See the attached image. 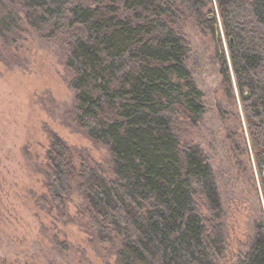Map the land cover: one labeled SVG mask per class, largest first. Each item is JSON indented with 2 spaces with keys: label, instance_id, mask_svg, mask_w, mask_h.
Instances as JSON below:
<instances>
[{
  "label": "trees",
  "instance_id": "1",
  "mask_svg": "<svg viewBox=\"0 0 264 264\" xmlns=\"http://www.w3.org/2000/svg\"><path fill=\"white\" fill-rule=\"evenodd\" d=\"M264 200V0H215ZM213 0H0V39L21 23L62 37L75 91L70 121L106 146L107 179L51 135L46 188L63 202L75 181L102 239L118 236V264H215L223 248L221 206L211 167L181 140L195 125L201 93L187 69L180 26L201 20ZM223 58V55H221ZM230 91V70L222 62ZM202 200L208 215L199 213ZM210 215V218L208 216ZM239 264H264V220Z\"/></svg>",
  "mask_w": 264,
  "mask_h": 264
},
{
  "label": "rangeland",
  "instance_id": "2",
  "mask_svg": "<svg viewBox=\"0 0 264 264\" xmlns=\"http://www.w3.org/2000/svg\"><path fill=\"white\" fill-rule=\"evenodd\" d=\"M180 33L185 65L204 108L195 125L179 120L181 140L196 146L213 172L223 231L215 264H239L264 220L242 105L249 92L238 91L215 0L202 21L182 22ZM13 37L9 43L0 39V264H118L120 238H101L75 181L63 202L46 188L53 134L71 149L77 168L83 162L107 179L114 177L107 147L90 141L67 116L75 91L69 86L73 73L65 65V41L45 39L24 22ZM223 61L232 91L222 81ZM198 210L208 215L202 200Z\"/></svg>",
  "mask_w": 264,
  "mask_h": 264
},
{
  "label": "bare ground",
  "instance_id": "3",
  "mask_svg": "<svg viewBox=\"0 0 264 264\" xmlns=\"http://www.w3.org/2000/svg\"><path fill=\"white\" fill-rule=\"evenodd\" d=\"M246 97H248V95H246Z\"/></svg>",
  "mask_w": 264,
  "mask_h": 264
},
{
  "label": "water",
  "instance_id": "4",
  "mask_svg": "<svg viewBox=\"0 0 264 264\" xmlns=\"http://www.w3.org/2000/svg\"><path fill=\"white\" fill-rule=\"evenodd\" d=\"M246 95H248V94H246Z\"/></svg>",
  "mask_w": 264,
  "mask_h": 264
}]
</instances>
